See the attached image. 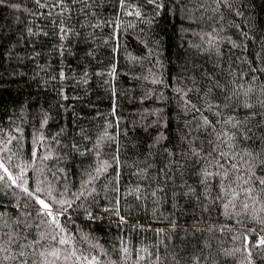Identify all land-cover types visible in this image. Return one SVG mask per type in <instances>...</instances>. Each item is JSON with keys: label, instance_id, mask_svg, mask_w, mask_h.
I'll return each instance as SVG.
<instances>
[{"label": "trees", "instance_id": "1", "mask_svg": "<svg viewBox=\"0 0 264 264\" xmlns=\"http://www.w3.org/2000/svg\"><path fill=\"white\" fill-rule=\"evenodd\" d=\"M47 2L50 4L51 0ZM129 3L140 6L146 19L152 18L153 9L146 4L145 0H129ZM243 3L247 6L242 7L241 0H236L234 7L242 10L244 16L237 17L222 8L223 21H220L218 16L209 20L208 17L212 16V13L208 12L202 21L185 20L181 22L179 19H174L169 22L158 18L152 24H148L134 16L125 15L124 11L119 9L118 0H97L91 9L95 12L94 16L84 8L83 4H70L72 8L70 19L68 14L59 18L55 15L51 18L33 17L23 9H31L32 12L37 13L47 10L38 8L34 0H4V3L0 4V74H2L0 129H3L0 137L9 133L17 139L9 145L11 152L0 153V156L6 157L15 153L12 156L13 164L31 163L33 160L31 153L33 148H36L38 151L34 166L28 169V175L32 181L37 178L51 181L60 191H63L66 186L69 193H79L81 182L86 179L84 173L91 171L90 165H94L95 161L91 153L84 156L79 155V152L71 147L72 144L78 145L79 151L91 149L97 137L103 133L105 126L109 123L115 125L116 118H119L121 135L118 139L122 149L121 159L127 162L121 178V191L135 187L139 182V177L134 174L138 171L137 165L145 167L146 164H151L153 167L149 169L148 175L155 177L156 170L164 167L169 158L160 147H157L152 150V157L145 161L141 153L151 141L141 131L145 121L139 114L145 107L161 108L166 115L170 114L173 123L170 136L172 143H164L178 154L179 159V153L186 147L181 144L179 135L184 124L192 121L193 116L181 110L183 101L174 91L175 87H193L189 78L195 77L196 87L202 90L200 95H203L204 86L208 84L205 72L229 89L233 87L234 80H239L237 73L241 69L245 73L248 72L247 65H241L236 61V57L241 56L240 51L230 49L226 40L220 44V50L224 55L218 57L214 50L209 49L205 42L207 38L202 40L200 35L195 33L202 35L204 32L212 31L213 26L217 29L223 27L224 31L220 35L232 36L233 40L239 43L237 29L230 27L234 22L252 35L253 21L264 24V0H243ZM11 5H20V9ZM54 19H63L74 29L76 34L69 35L68 39L63 41L66 49L72 54L66 51L64 57H61L56 51L61 42L54 35L55 28L52 23ZM116 24L120 27L116 28ZM95 25L99 26L94 27ZM129 25H134V27H129ZM26 27H32L33 31L43 29L49 33V36L28 37L25 32ZM183 29L188 31L185 32ZM256 35L258 36L259 33L257 32ZM157 40L161 42L159 47L155 43ZM13 45H15V51L9 59L7 54ZM194 45H199V47ZM253 48H256V45L250 44V49ZM113 49L117 51L114 52ZM149 49L160 53L156 59L163 64L162 68L156 64V59H142L148 57ZM33 51L39 52L40 56L35 60H30L27 57ZM230 51L233 53L231 58H229ZM89 52L92 55H88ZM16 53L25 57L23 62L16 59ZM132 57L141 59L134 61ZM248 58L251 59L250 56ZM113 63L117 67L115 79L108 75H96L100 72L106 73ZM38 64H49L48 73L41 72L37 67ZM60 67L69 76L73 73L76 76L74 80L63 82L69 96L67 101L61 100L57 91L61 82L45 83L49 81V73L55 74V70ZM257 67H264V65H257ZM150 68L153 69L156 77L163 76L171 87L152 84L150 82L152 74L148 72ZM84 71L89 73L87 85L78 82L80 74ZM12 73H24L26 76L21 78L11 75ZM145 75L149 76V80L132 79L135 76ZM257 75L259 76V73ZM243 82H247L246 78ZM112 86L117 92L115 97L112 95ZM150 90L154 92L152 99L142 104L141 98L145 92ZM213 93L215 96L221 94L219 89H214ZM188 98L193 103H198L195 93H190ZM241 100H243L242 96ZM114 102L117 108L116 117L110 115ZM59 104L65 107L62 109L58 107ZM42 110L47 111L50 117L48 124L44 127L40 124ZM237 111L241 115L244 114L243 109H237ZM204 114L209 115L207 112ZM228 114L225 113V115ZM192 126L194 127V124ZM17 128L22 131L16 132ZM62 128L65 131L58 137L60 143L57 144L52 137L56 136ZM82 129L83 135L87 136L88 140L81 136ZM125 129H127V136L123 134ZM109 132L115 135L116 128L109 129ZM41 135L45 137L43 143L38 142ZM193 136H199L197 146L206 139L203 133L193 132ZM34 140L37 143H33ZM114 148L115 145L109 146L106 143L102 148L103 158L108 159L113 154ZM49 154V159H42ZM180 162L186 165L191 164L190 160L185 159H181ZM59 169H64L65 173H60ZM175 172L176 169L173 168V173ZM53 173L55 176L52 175ZM190 175L191 178H189ZM175 178L176 182L180 183L179 178ZM184 178L189 184L195 183V174L190 167L185 172ZM111 179L110 170L109 174L90 185L96 188V193L92 196L86 195V198L77 200L69 195L68 198L74 200L73 208L68 211L66 217H61L60 220L61 224L67 228L68 234L74 237L76 247L85 254L89 252L99 254L102 264H111L112 260H116L117 264H125L119 254L121 238L129 242L130 248H141L145 245L151 247L157 244L161 237H158L153 229L168 226L171 208L163 199V194H158L161 197L160 203L155 205L150 196L144 201L127 196L121 200L120 206L121 215L126 217L127 223L120 224L114 213L104 211L105 208L112 207L110 201L115 195L111 191L112 185L109 183ZM149 184L155 186L153 180L144 182L143 186L147 188ZM172 187L169 183L167 191L170 192ZM13 191L17 194L16 196L12 195ZM25 200L26 198L19 189L0 192V211H6L15 216L19 212L15 207L16 204L23 203ZM88 211H91L96 218L89 219ZM190 219V216H185L179 218L178 223L186 224ZM29 222L33 223V221ZM225 222L223 217L217 221L215 213H213V219L208 221V223L221 224ZM139 225L144 226L143 229L134 227ZM249 226L256 227V225ZM236 229L232 232L205 233L200 243L190 239L189 249L182 255H191L193 250H196L195 254H200L198 251L200 245L207 241L211 244V248L204 249L203 256L207 259L202 261V264H217V262L218 264H247V252L244 250L242 239H232L233 236H242V226L237 225ZM84 236H88V240H83ZM97 243L102 246L107 255H104L101 249L91 247ZM236 249L239 251H235ZM225 251L234 252V255L225 256ZM252 251L255 258L256 250ZM134 260L135 255L133 254L127 264H134ZM169 264L172 262L169 261ZM256 264L260 262L257 260Z\"/></svg>", "mask_w": 264, "mask_h": 264}, {"label": "snow or ice", "instance_id": "2", "mask_svg": "<svg viewBox=\"0 0 264 264\" xmlns=\"http://www.w3.org/2000/svg\"><path fill=\"white\" fill-rule=\"evenodd\" d=\"M145 2L153 9L151 19H146L141 7L129 3V0H118V6L125 15L134 16L148 24H152L158 18L169 22L174 19H179L181 22L185 20L197 22L204 20L205 14L208 12L212 13V16L208 17L209 20L218 16L219 20L223 21L222 8L237 17L244 16L242 10L234 7L236 0H210V2L209 0H145ZM3 3L4 0H0V4ZM34 3L38 8L47 11L37 13L32 12L31 9H23L33 17L51 18L55 15L59 18L68 14L70 19L72 11L70 4H83L84 8L94 16L95 12L91 9L97 0H51L50 4L47 0L44 2L34 0ZM241 4L242 7L247 6L243 0H241ZM11 6L20 9V5ZM81 10L83 11V9ZM52 23L55 28L54 35L61 42L56 51L61 57H64L66 51L68 54H72L70 50L66 49L63 41L67 40L69 35L76 34L74 29L63 19H54ZM115 27L119 28L120 25L116 24ZM129 27H134V25H129ZM230 27L237 29L239 43L237 40H233L232 36H221L220 33L224 31L223 27L217 29L213 26L210 32H204L202 35L195 34L200 35L202 40L207 38L205 42L209 49L214 50L218 57L224 55L220 50V44L226 40L230 49L240 51L241 56L236 57V61L241 65H247L248 72L245 73L241 69L237 73L239 80L232 82L231 89L205 72L208 84L204 86L203 95H200L202 90L196 87L195 77L189 78L193 87H175L174 91L180 95L183 101L181 110L193 116L192 121L184 124L179 135L181 144L186 145L185 149L179 153V159L177 158L178 154L164 143H172L170 136L173 123L170 114L166 115L161 108L147 107L139 114L145 121L141 131L151 141L147 144L145 151L141 153L144 155L145 161L152 157V150L157 147H160L169 158L164 167L156 170L155 177L148 175L149 169L153 167L151 164H146L145 167L137 165L138 171L134 174L139 177V182L135 187L121 191V178L124 175L127 162L121 159L122 149L118 139L121 135L119 118H116L115 125L109 123L105 126L103 133L97 137L91 149L79 151L78 145L72 144L71 147L78 151L79 155L84 156L91 153L95 161L94 165H90L91 171L84 173L86 179L82 180L79 193H69L66 186L63 191H60L51 181L39 178L32 181L28 175V169L34 166L38 151L36 148L32 150L33 160L31 163L13 164L12 156L15 153L6 157L0 156V192L19 189L26 198L23 203L16 204L15 207L19 212L15 216L6 211H0V264H102L99 254L91 252L85 254L84 251L76 247L74 237L68 234L67 228L61 224L60 218L66 217L68 211L73 208L74 200L69 199V195L77 200L86 198V195L92 196L96 193V188L90 187V185L109 174L110 170L112 179L109 183L112 185L111 191L115 195L110 201L112 207L105 208L104 211L114 213L120 224L127 223V219L121 215L120 209L121 200L127 196H133L139 201H144L150 196L155 205L160 203L161 197L158 194H163V199L171 208L168 226L153 229L156 235L161 237L157 244L151 247L145 245L141 248H130L129 242L121 238L119 254L125 264L133 257V254L135 255L134 264H169V261L172 264H182V262L183 264H202V261L207 259L203 256V251L206 248H211V244L204 241L198 249L200 254H195L196 250H193L191 255H182L189 249L190 239L200 243L205 233L232 232L237 230V225L242 226V236H233L232 239H242L244 250L247 252V264H256L257 260L260 264H264V67H257V65H264V24L253 21L252 35H249V31H245L241 25L234 22ZM183 30L188 31L187 29ZM25 32L28 37L49 36V33L43 29L33 31L32 27H26ZM155 43L159 47L161 42L157 40ZM250 44L256 45V48L250 49ZM194 46L199 47V45ZM13 51H15V45L9 49L7 54L9 59L12 58ZM113 51L115 52L117 49H113ZM88 55H92V53L89 52ZM159 55V52L149 49L148 57L142 59H156ZM232 55L233 53L230 51L229 58ZM39 56V52L33 51L27 58L35 60ZM249 56L251 59L248 58ZM16 59L23 62L25 57L16 53ZM131 59L136 61L141 58L132 57ZM156 64L163 67L158 59H156ZM37 67L41 72L48 73L50 65L38 64ZM148 72L152 74L150 81L152 84L171 87L163 76L156 77L153 69H148ZM11 75L21 78L26 76L24 73H12ZM96 75H108L115 79L117 76L116 64L113 63L106 73L100 72ZM75 78V73L69 76L60 67L55 70V74L49 73V81L45 83L61 82L57 91L60 99L67 101L69 96L63 82ZM245 78L246 83L243 82ZM132 79L147 81L149 76H135ZM172 79L176 80L177 78ZM0 80H2V74H0ZM78 82L87 85L89 73L87 71L81 73ZM214 89H219L221 94L215 96ZM111 91L115 97L117 92L114 86L111 87ZM190 93L196 94L198 103H193L188 98ZM153 95L154 92L151 90L145 92L141 103L150 101ZM241 96L243 100H241ZM75 99H79V97H75ZM253 100L254 102H250ZM58 107L63 109L65 106L59 104ZM237 109H243L244 114L241 115ZM205 112L209 115H205ZM226 112L229 114L225 115ZM116 113L117 108L114 102L110 115L116 117ZM49 119L48 112L42 110L41 127L47 125ZM113 127L116 128L115 135L109 132V129ZM15 131L19 133L22 130L17 128ZM64 131L62 128L56 136L52 137L57 144L60 143L58 137L63 135ZM0 132H3V129H0ZM193 132L203 133L206 137L199 146H197L199 136H193ZM80 134L85 140L89 139L83 135V129ZM123 134L127 136V129L123 131ZM16 139V136L9 133L0 137V145H2L0 153H10L9 145ZM44 139L45 137L41 135L38 142L43 143ZM33 143H37V141L34 140ZM106 143L109 146L115 145L114 152L108 159H104L102 155V148ZM205 145L207 146L205 147ZM133 147L136 146L133 145ZM49 158L50 154L42 157L44 160ZM181 159L190 160L191 164H182ZM189 167L195 174L194 184H189L184 178ZM173 168L176 169L175 173H173ZM58 171L62 174L65 173L64 169ZM52 175L55 176V173ZM175 177L179 178L180 183L176 182ZM148 180H153L155 186L149 184L145 188L144 182ZM30 181L32 182L30 183ZM169 183L173 186L170 192L167 191ZM12 195L16 196L17 194L13 191ZM213 213L216 214L217 221L223 217L226 222L222 224L208 223L213 219ZM185 216H190V221L186 224L178 223V219ZM88 218L96 217L91 211H88ZM29 221H33V223ZM249 225H256V227ZM134 227L143 229L144 226ZM88 238V236H84L82 239L86 241ZM91 247L99 248L104 252V255H107V252L98 243ZM253 249L256 250L255 258ZM235 251H239V249ZM224 255L232 256L234 252L225 251ZM111 264H117V261L112 260Z\"/></svg>", "mask_w": 264, "mask_h": 264}]
</instances>
